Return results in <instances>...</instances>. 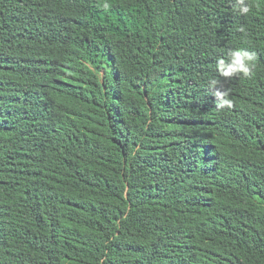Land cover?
Here are the masks:
<instances>
[{"label": "trees", "instance_id": "obj_1", "mask_svg": "<svg viewBox=\"0 0 264 264\" xmlns=\"http://www.w3.org/2000/svg\"><path fill=\"white\" fill-rule=\"evenodd\" d=\"M233 2L0 0V264H264V0Z\"/></svg>", "mask_w": 264, "mask_h": 264}, {"label": "clouds", "instance_id": "obj_2", "mask_svg": "<svg viewBox=\"0 0 264 264\" xmlns=\"http://www.w3.org/2000/svg\"><path fill=\"white\" fill-rule=\"evenodd\" d=\"M233 8L241 16H247L252 10L248 0H234ZM239 31L242 33L245 32V27L243 25L240 26ZM255 59V53L245 48H230L224 56L217 59L216 71L220 76L227 79L233 77L248 79L253 75ZM218 83L219 81L215 78L209 80V86L212 88H216ZM213 94L218 101L219 107H232L233 100L227 89L223 91L217 89Z\"/></svg>", "mask_w": 264, "mask_h": 264}]
</instances>
